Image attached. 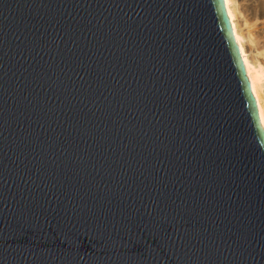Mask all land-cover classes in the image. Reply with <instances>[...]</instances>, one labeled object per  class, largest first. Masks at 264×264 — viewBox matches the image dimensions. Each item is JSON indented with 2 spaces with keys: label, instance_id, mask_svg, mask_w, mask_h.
<instances>
[{
  "label": "water",
  "instance_id": "obj_1",
  "mask_svg": "<svg viewBox=\"0 0 264 264\" xmlns=\"http://www.w3.org/2000/svg\"><path fill=\"white\" fill-rule=\"evenodd\" d=\"M0 264H264L225 0H0Z\"/></svg>",
  "mask_w": 264,
  "mask_h": 264
},
{
  "label": "bare ground",
  "instance_id": "obj_2",
  "mask_svg": "<svg viewBox=\"0 0 264 264\" xmlns=\"http://www.w3.org/2000/svg\"><path fill=\"white\" fill-rule=\"evenodd\" d=\"M264 129V0H225Z\"/></svg>",
  "mask_w": 264,
  "mask_h": 264
}]
</instances>
